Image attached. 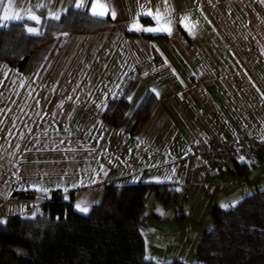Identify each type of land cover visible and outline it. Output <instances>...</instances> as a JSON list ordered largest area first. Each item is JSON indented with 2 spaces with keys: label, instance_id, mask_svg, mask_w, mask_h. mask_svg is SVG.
<instances>
[{
  "label": "crops",
  "instance_id": "1",
  "mask_svg": "<svg viewBox=\"0 0 264 264\" xmlns=\"http://www.w3.org/2000/svg\"><path fill=\"white\" fill-rule=\"evenodd\" d=\"M70 4L107 26L43 44L21 72L0 69V222L37 214L53 189L72 191L86 213L106 184L167 182L182 203L145 206L146 257L147 245L173 242L162 236L175 227L177 244L198 242L214 206L264 186V153L226 164L201 157L211 143L264 128V0H0V20L24 18L37 34L43 17L58 19ZM124 93L112 125L103 112ZM148 93L155 104L136 121ZM202 177L213 187L185 200L186 183ZM189 214L197 222L186 229Z\"/></svg>",
  "mask_w": 264,
  "mask_h": 264
},
{
  "label": "trees",
  "instance_id": "2",
  "mask_svg": "<svg viewBox=\"0 0 264 264\" xmlns=\"http://www.w3.org/2000/svg\"><path fill=\"white\" fill-rule=\"evenodd\" d=\"M43 15V9L40 10ZM100 18L70 4L58 19L43 17L37 34L26 29L24 18L3 24L0 20V62L21 72L32 53L66 33H93L107 26ZM155 98L146 94L135 120L146 119ZM128 101L126 94L109 100L103 116L116 125ZM150 194L165 206L179 194L167 182L104 186L102 195L86 213L74 208L73 192L65 196L51 190L35 216H8L0 222V264H264V186L252 190L233 205L214 206L211 226L202 233L195 261L156 262L146 257L144 209ZM35 197L31 193H16Z\"/></svg>",
  "mask_w": 264,
  "mask_h": 264
},
{
  "label": "built area",
  "instance_id": "3",
  "mask_svg": "<svg viewBox=\"0 0 264 264\" xmlns=\"http://www.w3.org/2000/svg\"><path fill=\"white\" fill-rule=\"evenodd\" d=\"M261 153H264V128L259 135L251 133L245 137L211 143L202 152L201 157L205 161L212 160L217 164H226L243 159H260ZM198 187L201 192L205 193L213 187V181L208 177H202L199 184L186 183L182 192L183 198L189 199Z\"/></svg>",
  "mask_w": 264,
  "mask_h": 264
},
{
  "label": "rangeland",
  "instance_id": "4",
  "mask_svg": "<svg viewBox=\"0 0 264 264\" xmlns=\"http://www.w3.org/2000/svg\"><path fill=\"white\" fill-rule=\"evenodd\" d=\"M5 65H6L5 63L0 62L1 71L4 70ZM2 76L4 77V73L2 74ZM2 76H0V77H2ZM6 77H8V76H6ZM18 82H20V81H18ZM7 92L8 91H1L0 99L3 100V101H1L2 102L1 104L5 103L8 100V93ZM3 98H6V99H3ZM152 203H154V205L156 206V203H158V201H157V199H155L153 194H150L149 199H148L147 204H146L147 210L151 209ZM181 203H182V200L180 199L175 203V205L181 204ZM177 210H179V209H177ZM179 212H180V210H179ZM179 215L180 214H178V216ZM33 216H35V214ZM188 216L189 217L186 219V223L183 226V228H186V229L189 225H193L195 223V221L197 222L195 217H191L190 214ZM175 228H176L175 230L171 229L170 230L171 232H169L168 235L162 236L163 241L167 240L168 238H171V241H173L172 243L170 242V239H169V240H167L168 244L164 243L160 248H158L156 246L149 247V245H147V251L146 252L148 255H154V258H151L153 261L169 262V261H172L173 259L177 258V259H181L187 263H190V262L196 260L195 254H196V247H197L198 242L193 243L192 241H190V242H188L189 244H186L184 246L181 244H177V242H174V240H173L174 236H175L174 232L177 231V227H175Z\"/></svg>",
  "mask_w": 264,
  "mask_h": 264
},
{
  "label": "snow or ice",
  "instance_id": "5",
  "mask_svg": "<svg viewBox=\"0 0 264 264\" xmlns=\"http://www.w3.org/2000/svg\"><path fill=\"white\" fill-rule=\"evenodd\" d=\"M100 14H102V13H100ZM112 15H113V17H114V16H115V12H112ZM157 16L159 17V14H157ZM5 18H8V17L6 16ZM31 18H32L33 20H37V17H35V16H32ZM29 31H30V32H35L36 30L30 28ZM78 207H79V206H78ZM87 210H88L87 207H81V208H80V211H82V212H87Z\"/></svg>",
  "mask_w": 264,
  "mask_h": 264
}]
</instances>
